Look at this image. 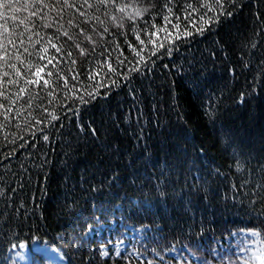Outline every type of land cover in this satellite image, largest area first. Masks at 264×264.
Masks as SVG:
<instances>
[{
	"label": "trees",
	"instance_id": "obj_1",
	"mask_svg": "<svg viewBox=\"0 0 264 264\" xmlns=\"http://www.w3.org/2000/svg\"><path fill=\"white\" fill-rule=\"evenodd\" d=\"M125 2L141 15L122 28L106 22L107 33L85 26L91 41L37 28V49L49 37L63 47L37 60L56 58L45 69L53 89H33L31 107L21 100L22 115L0 129V151L15 149L0 165V264H23L14 256L20 244L28 264H57L34 244L64 264H246L243 231L264 245V0L225 2L232 15L202 33L200 17L216 15L202 5L214 0ZM173 25L192 35L164 41L158 29L175 36ZM149 40L164 47L150 56L157 44ZM136 52L150 59L137 65Z\"/></svg>",
	"mask_w": 264,
	"mask_h": 264
},
{
	"label": "snow or ice",
	"instance_id": "obj_2",
	"mask_svg": "<svg viewBox=\"0 0 264 264\" xmlns=\"http://www.w3.org/2000/svg\"><path fill=\"white\" fill-rule=\"evenodd\" d=\"M225 2L233 4L235 0H214L213 6H209L207 3L202 5V7L216 13V15L208 18H205L206 13L202 15L200 17L201 25L197 29L199 32L202 33L204 31V24L214 22L219 16L232 15L230 11L225 10ZM186 7L192 8L193 11H198L191 4ZM109 9L112 11L110 12ZM68 12H70V15L65 20V13ZM169 12H171V9H169ZM140 15L141 11L136 9L133 3L125 2V0H0V109H2L0 116L3 117V120L0 121V129L8 128L14 119L22 115L21 110L16 107L21 100H25L27 97L28 106L31 107V100L39 96V92H34L33 89L42 91L44 89H53L54 87L51 80L54 73L51 70L45 71V69L48 65H52L55 68L56 65L53 64V60L56 58H48L47 64H40L37 60H45L48 56L49 48L55 49L57 53H60L63 46L53 42V38L49 37L46 45L37 49L36 46L40 45L44 39L37 31L38 27L54 29L58 34L55 36L56 40L64 37L67 41H72L71 30H75L77 36H84L86 40L91 41L92 37L86 35L88 29L85 26L95 23L103 26L102 32L107 33L109 28L104 26L106 22H110L116 28H122L125 20L132 21L134 17H139ZM102 16L106 17L107 20L102 19ZM167 19L168 17H165V20ZM61 21H64V23H61ZM193 26L195 27L196 25L194 24ZM173 27L177 30L175 36L169 33L166 28L158 29V31L166 33L164 41H174L175 39H180L181 36L192 35V32L188 31L186 26L183 32L179 30V25H173ZM91 30L95 31V29ZM149 35H156V33H150ZM34 37L38 38L34 39ZM140 43L143 44L144 41L141 40ZM149 43L157 44L156 49L151 51L150 56L155 55L156 51L164 47V42L149 40ZM29 46L35 51H30ZM75 48L79 50L81 55H86L85 49L79 43H75ZM64 54L68 57L72 56L71 51ZM136 55L140 58L136 61L137 65L141 62L146 64L147 59H150V56L146 59L141 55V52H136ZM120 62L123 63V61ZM72 63L75 64L76 62L73 60ZM108 69L109 71H115L111 64L108 65ZM130 71L140 72L141 68L134 66ZM55 75L58 80H63L64 88L69 87L67 77L61 76L59 71ZM98 75H100L99 72L90 76L89 79L95 80ZM73 79H76V77H73ZM96 83L97 88L101 86L100 81H96ZM11 89H15V91ZM69 90L73 91L74 86ZM86 94L90 99H94L98 92L86 90ZM48 95L52 96L53 92L49 91ZM77 99L81 103L86 104L89 102L84 96H79ZM51 118L52 120L58 119L56 115H52ZM37 123H41V121H37ZM16 127L19 128L20 125H16ZM92 132L95 134L94 129ZM42 138L48 140L47 135ZM4 139L7 140L8 137L5 136ZM12 142L14 143V141ZM14 151L15 149L8 154L0 151V165L3 164V159L9 158ZM253 197L251 203L256 204V193H253ZM23 246L20 245V247ZM105 248L106 246L101 248L102 256L108 255V252L104 250ZM253 259L259 260L260 264H264V251H258Z\"/></svg>",
	"mask_w": 264,
	"mask_h": 264
},
{
	"label": "rangeland",
	"instance_id": "obj_3",
	"mask_svg": "<svg viewBox=\"0 0 264 264\" xmlns=\"http://www.w3.org/2000/svg\"><path fill=\"white\" fill-rule=\"evenodd\" d=\"M252 235V240L247 243V246L249 247L248 255L251 257V263L252 264H260L259 260L253 259L255 255H257L258 251H264L263 250V243L256 237L255 233L250 234ZM20 245H24L23 247H20ZM14 251V256L23 264H28L30 262V256L28 252V247L25 244H20ZM126 243L125 241L121 240L119 242H116L114 244L115 251L121 252L124 250ZM33 250L36 252H40L45 254L49 259H51L53 262L57 264H64V259L62 258L61 254L57 251L47 248L45 246H41L38 244L33 245ZM106 251V249H104ZM242 253V252H241ZM248 264V263H246Z\"/></svg>",
	"mask_w": 264,
	"mask_h": 264
},
{
	"label": "bare ground",
	"instance_id": "obj_4",
	"mask_svg": "<svg viewBox=\"0 0 264 264\" xmlns=\"http://www.w3.org/2000/svg\"><path fill=\"white\" fill-rule=\"evenodd\" d=\"M176 253V252H175Z\"/></svg>",
	"mask_w": 264,
	"mask_h": 264
}]
</instances>
